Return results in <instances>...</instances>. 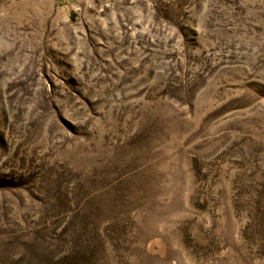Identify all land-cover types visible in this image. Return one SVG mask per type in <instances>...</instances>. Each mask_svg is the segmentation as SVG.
<instances>
[{
	"label": "rangeland",
	"instance_id": "1",
	"mask_svg": "<svg viewBox=\"0 0 264 264\" xmlns=\"http://www.w3.org/2000/svg\"><path fill=\"white\" fill-rule=\"evenodd\" d=\"M0 264H264V0H0Z\"/></svg>",
	"mask_w": 264,
	"mask_h": 264
}]
</instances>
